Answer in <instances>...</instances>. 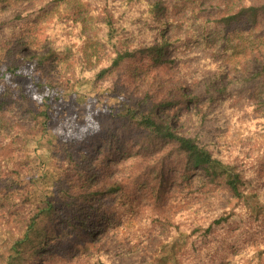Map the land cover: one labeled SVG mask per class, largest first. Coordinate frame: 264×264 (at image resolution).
<instances>
[{
    "label": "trees",
    "instance_id": "16d2710c",
    "mask_svg": "<svg viewBox=\"0 0 264 264\" xmlns=\"http://www.w3.org/2000/svg\"><path fill=\"white\" fill-rule=\"evenodd\" d=\"M25 67L42 94L0 91V264H243L264 243V158L220 140L264 134V0H0V71ZM83 83L115 100L96 131L49 133Z\"/></svg>",
    "mask_w": 264,
    "mask_h": 264
},
{
    "label": "rangeland",
    "instance_id": "374dc122",
    "mask_svg": "<svg viewBox=\"0 0 264 264\" xmlns=\"http://www.w3.org/2000/svg\"><path fill=\"white\" fill-rule=\"evenodd\" d=\"M43 46L42 43H37V48L32 49L30 51H27V54H35L39 52L40 48ZM253 70V69H251ZM31 72L30 68H23L22 69V76H19V78H11L6 77L2 75V72L0 71V91L3 93H6L8 96L14 98L19 97L21 94L29 95L30 97H36L39 94H42L43 90L40 85L36 84L35 82H30V77L27 75ZM33 76L36 77V74H33V71L31 73ZM26 75V76H25ZM25 76V77H24ZM31 76V75H30ZM29 77V78H27ZM70 90V91H69ZM97 91V94H96ZM91 89L90 86L87 84H76L75 87H70L66 92H58V96L51 102L50 106V119L47 123V129L49 133H55L58 132L59 134L62 133H80L81 131L83 133L90 132V135L93 134L96 130L94 126L95 124V118L94 112L96 113V110H98V107H105L106 109L109 108L110 102L112 103L113 99H109L107 96H103L102 94H98V90ZM97 100H100L102 105H95V102ZM115 104V102H114ZM42 121L40 120L39 123ZM93 129V130H92ZM248 128H246L245 124L242 123H236L230 122L227 123V129L224 131L223 137L220 139L223 143L221 145L223 148H231L232 146H237L244 140H248L251 138L255 143V148L257 151H259V158H264V134L259 133L255 134L252 137L249 136ZM6 151V149L4 150ZM3 152V150H0V154ZM39 154L41 156V161H45L44 155L42 150H39ZM41 168V167H40ZM42 171H39L40 173ZM35 184V183H34ZM33 185L34 189L37 190L38 196H42L45 192L41 190L40 182ZM196 185V182L194 183ZM244 206L239 203L236 204L234 209H232L236 213L243 214L244 212ZM139 229L137 227L134 230L129 229H119L118 230V236L117 240H121L125 238V236L129 235L130 233H134L135 230ZM232 237H234V234H230ZM93 237H96V234L93 235ZM228 238H230L228 236ZM236 243L241 246V240L240 238L235 239ZM84 244V243H83ZM264 243L261 242L257 243V245H250V250L247 251L246 254L243 255L242 262L243 264L247 262L255 252H257L258 246H262ZM225 247H228L227 245ZM225 248L222 249V251L214 257L215 261H219L222 256H225L224 251ZM245 252V251H244ZM235 257L231 253L226 255L227 260H233ZM157 260V259H156ZM155 262V261H154ZM153 264H161L158 262H155ZM168 264V263H166ZM212 264H216L214 261H212Z\"/></svg>",
    "mask_w": 264,
    "mask_h": 264
}]
</instances>
